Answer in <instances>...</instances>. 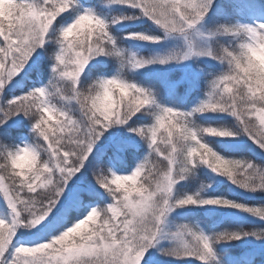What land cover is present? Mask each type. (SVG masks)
Returning <instances> with one entry per match:
<instances>
[{
	"label": "snow or ice",
	"instance_id": "6c2138e0",
	"mask_svg": "<svg viewBox=\"0 0 264 264\" xmlns=\"http://www.w3.org/2000/svg\"><path fill=\"white\" fill-rule=\"evenodd\" d=\"M0 264H264V0H0Z\"/></svg>",
	"mask_w": 264,
	"mask_h": 264
}]
</instances>
